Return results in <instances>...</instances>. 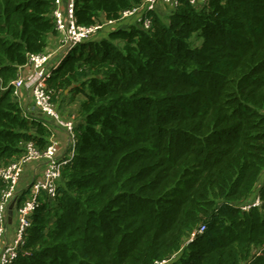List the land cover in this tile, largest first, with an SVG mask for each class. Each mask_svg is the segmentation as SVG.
Listing matches in <instances>:
<instances>
[{"label": "trees", "instance_id": "16d2710c", "mask_svg": "<svg viewBox=\"0 0 264 264\" xmlns=\"http://www.w3.org/2000/svg\"><path fill=\"white\" fill-rule=\"evenodd\" d=\"M143 1L75 0L79 24L117 25L46 82L56 108L83 95L75 151L13 264H264V0H177L148 28L120 19ZM54 8L0 0V167L51 142L52 119L12 81L53 49Z\"/></svg>", "mask_w": 264, "mask_h": 264}, {"label": "built area", "instance_id": "2783aa9c", "mask_svg": "<svg viewBox=\"0 0 264 264\" xmlns=\"http://www.w3.org/2000/svg\"><path fill=\"white\" fill-rule=\"evenodd\" d=\"M160 0H144L140 6L124 11L121 20L135 19L141 26L148 28L151 19L148 15L155 10ZM177 4V0H164ZM201 1L204 0H192ZM75 0H55L54 16L57 22L59 40L57 48L46 53L32 54L26 66L31 67V73L20 76L12 81L15 95L22 98V91L26 90L32 95L34 108L38 109L40 116H44L62 126L69 137V148L66 155L59 151V142L52 136L51 142L44 150L38 149L32 142L25 144L23 154L15 161L0 167V178L6 186L0 198V264H13L19 250L27 241L28 230L32 216L39 205V197L46 196L54 200L57 196L58 181L62 175V167L74 155L76 136L75 121L73 118L64 119L51 101L46 90V82L53 71L68 53L79 43L108 25H117L114 21H101L91 26L81 25L74 14ZM25 66V67H26ZM24 67V68H25ZM28 164H38L42 168L35 171L33 177L26 184L21 180ZM260 197L245 203L243 208L252 205H261ZM12 206V214L10 209ZM205 226L192 234L194 238L202 233Z\"/></svg>", "mask_w": 264, "mask_h": 264}, {"label": "crops", "instance_id": "0c3cea01", "mask_svg": "<svg viewBox=\"0 0 264 264\" xmlns=\"http://www.w3.org/2000/svg\"><path fill=\"white\" fill-rule=\"evenodd\" d=\"M160 2H163L164 4L161 5ZM174 5L171 2L168 1H164L161 0L158 2V4L156 5L155 10L158 11L161 14L166 15L167 13H169L172 9ZM135 19H131V22H133ZM58 40L59 37L53 38L51 41V47L57 48L58 46ZM24 75H27L29 73H31V67L26 66L25 68H23L22 70ZM83 99V95L79 94L77 95L73 100H71V96L70 94H66L64 96V99L61 101V103L57 106V109L59 111V114L61 115L62 118L64 119H71L74 118L77 115L78 112V106L80 101ZM21 102L24 108L26 109H32L35 114L40 117V112L38 109L34 108V100L32 98V95L27 92L26 90L22 91V98H21ZM53 137L54 140L59 142V147H61V145H64L65 142V147L64 149L62 148V150L60 151V153L62 155H66L67 151H68V142H69V137L67 132L65 131V129L60 126L57 121H53ZM58 147V148H59ZM30 177H33V174L35 173V171H38L42 168V166L38 165V164H30ZM28 167V168H29ZM27 168V169H28Z\"/></svg>", "mask_w": 264, "mask_h": 264}, {"label": "rangeland", "instance_id": "374dc122", "mask_svg": "<svg viewBox=\"0 0 264 264\" xmlns=\"http://www.w3.org/2000/svg\"><path fill=\"white\" fill-rule=\"evenodd\" d=\"M161 1V0H160ZM161 3V5H163L164 3L163 2H160ZM164 15V14H163ZM24 76H26V75H24ZM68 144V148H69V142L67 143ZM58 147H59V145H58ZM65 147H67V146H65V142H64V145H61V147H59V151H61L62 150V148L64 149ZM30 164H28L27 166H26V168H25V173L23 174V177H22V180H21V183L22 184H26L28 181H30L29 179H30V174H31V172H30ZM29 167V168H28ZM28 168V169H27Z\"/></svg>", "mask_w": 264, "mask_h": 264}, {"label": "water", "instance_id": "95a60500", "mask_svg": "<svg viewBox=\"0 0 264 264\" xmlns=\"http://www.w3.org/2000/svg\"><path fill=\"white\" fill-rule=\"evenodd\" d=\"M12 206H13V205H11V209H10V213H11V214H12Z\"/></svg>", "mask_w": 264, "mask_h": 264}]
</instances>
